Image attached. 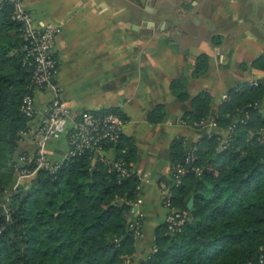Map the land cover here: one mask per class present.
Segmentation results:
<instances>
[{"label": "trees", "instance_id": "1", "mask_svg": "<svg viewBox=\"0 0 264 264\" xmlns=\"http://www.w3.org/2000/svg\"><path fill=\"white\" fill-rule=\"evenodd\" d=\"M14 9L11 1L0 0V205L6 204L0 210V264H127L141 228L130 225L138 220L133 207L141 188L133 167L136 148L122 134L111 146L125 172L92 151L77 152L54 172L37 168L5 199L16 167H24L16 157L27 154L19 146L32 118L23 105L33 63L23 49ZM255 63L264 67V53ZM173 89L187 97L179 82ZM263 98L264 79L233 88L215 117L228 129L226 137L214 132L190 150L181 140L174 144L173 162L187 170L173 187V202L187 213V221L176 231L166 222L160 225L156 248L143 264H259L264 248ZM211 103L209 92L197 94L188 121L202 122Z\"/></svg>", "mask_w": 264, "mask_h": 264}, {"label": "crops", "instance_id": "2", "mask_svg": "<svg viewBox=\"0 0 264 264\" xmlns=\"http://www.w3.org/2000/svg\"><path fill=\"white\" fill-rule=\"evenodd\" d=\"M21 2L37 25L61 27L53 82L71 106L69 127L85 109L114 111L123 120L122 135L136 148L133 167L141 188L133 207L141 228L127 264H143L166 222L164 195L176 185L174 144L181 140L190 150L214 132L226 137L228 129L215 124L220 105L233 88L264 79V67L255 63L264 53V0ZM201 56L206 58L198 71ZM174 82L187 97L177 95ZM203 91L212 95L208 117L188 121L193 98ZM53 94L54 86L34 91L36 112L21 151L35 152V131ZM44 148L62 162L69 155L68 132L47 138ZM117 157L115 147L107 149L106 159L114 163Z\"/></svg>", "mask_w": 264, "mask_h": 264}, {"label": "built area", "instance_id": "3", "mask_svg": "<svg viewBox=\"0 0 264 264\" xmlns=\"http://www.w3.org/2000/svg\"><path fill=\"white\" fill-rule=\"evenodd\" d=\"M14 4L13 18L21 22L24 43L23 49L26 56L31 58L32 82L30 92L24 97L23 110L30 116H34V91L39 88L54 86V94L46 108L40 124L35 131L37 148L33 154H20L19 163L24 167H16L19 176L34 174L37 168H45L51 172L58 169L60 162L53 161L46 153L44 141L52 136L68 132L70 151L69 154L81 153L86 150L92 151L96 158L106 159L107 149L120 140L122 134V118L114 111L82 110L74 120L73 126L69 127V115L71 106L64 97L62 90L54 85V76L58 68L55 56L56 38L61 27L55 24L35 23L34 17L21 0H9ZM215 124L216 121H215ZM110 144V145H107ZM191 156H187V162ZM115 166L125 172L121 162L117 159ZM35 164L33 168L30 165ZM200 170V167H192ZM187 166L178 163L175 167L174 178L176 184L182 182V175ZM163 204L167 208L166 223L170 230H180L187 221V213L174 205L173 194L167 192L163 198ZM131 226L140 225L138 221L131 222ZM140 230L138 229L137 233ZM259 264H264V248L258 259Z\"/></svg>", "mask_w": 264, "mask_h": 264}, {"label": "rangeland", "instance_id": "4", "mask_svg": "<svg viewBox=\"0 0 264 264\" xmlns=\"http://www.w3.org/2000/svg\"><path fill=\"white\" fill-rule=\"evenodd\" d=\"M69 151H70V149H69ZM34 152H27V154H33ZM22 154V153H21ZM19 155L16 157V160H17V163L19 162ZM17 171V169L15 170V175H16V180L14 181V183H13V185L11 186V188L9 187V186H6V189H5V192H6V194H5V199L6 200H8L9 199V197L11 196V194H12V192H14L15 190H17V189H19V187H21V185L25 182V181H22L21 183H19L18 182V177H19V173H18V171ZM27 187V186H26ZM1 206H2V209H4L5 207H6V204L5 203H2L1 204ZM4 207V208H3Z\"/></svg>", "mask_w": 264, "mask_h": 264}, {"label": "water", "instance_id": "5", "mask_svg": "<svg viewBox=\"0 0 264 264\" xmlns=\"http://www.w3.org/2000/svg\"><path fill=\"white\" fill-rule=\"evenodd\" d=\"M222 148V146H220V149ZM192 197H193V195L192 194H190L188 197H187V199H186V202H185V206L187 207V208H190V205H191V202H192ZM135 207H137V206H135ZM0 210H2V206L0 205Z\"/></svg>", "mask_w": 264, "mask_h": 264}]
</instances>
